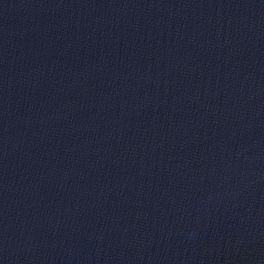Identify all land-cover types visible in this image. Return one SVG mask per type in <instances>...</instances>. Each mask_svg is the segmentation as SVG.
<instances>
[{
	"label": "water",
	"instance_id": "1",
	"mask_svg": "<svg viewBox=\"0 0 264 264\" xmlns=\"http://www.w3.org/2000/svg\"><path fill=\"white\" fill-rule=\"evenodd\" d=\"M0 264H264V0H0Z\"/></svg>",
	"mask_w": 264,
	"mask_h": 264
}]
</instances>
